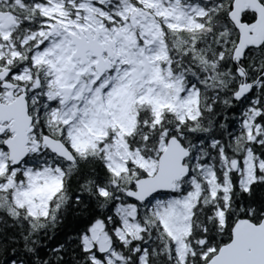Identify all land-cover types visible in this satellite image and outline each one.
I'll use <instances>...</instances> for the list:
<instances>
[{
    "label": "snow or ice",
    "instance_id": "6c2138e0",
    "mask_svg": "<svg viewBox=\"0 0 264 264\" xmlns=\"http://www.w3.org/2000/svg\"><path fill=\"white\" fill-rule=\"evenodd\" d=\"M0 264H264V0H0Z\"/></svg>",
    "mask_w": 264,
    "mask_h": 264
}]
</instances>
